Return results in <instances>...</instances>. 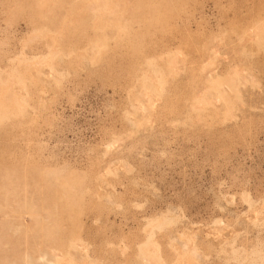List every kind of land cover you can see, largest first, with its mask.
Masks as SVG:
<instances>
[{
  "label": "rangeland",
  "instance_id": "1",
  "mask_svg": "<svg viewBox=\"0 0 264 264\" xmlns=\"http://www.w3.org/2000/svg\"><path fill=\"white\" fill-rule=\"evenodd\" d=\"M0 264H264V0H0Z\"/></svg>",
  "mask_w": 264,
  "mask_h": 264
}]
</instances>
